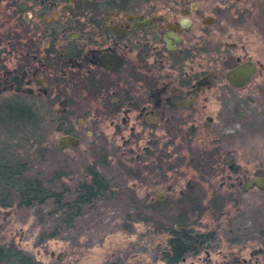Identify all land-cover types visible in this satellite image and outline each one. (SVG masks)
<instances>
[{
	"label": "flooded vegetation",
	"instance_id": "1",
	"mask_svg": "<svg viewBox=\"0 0 264 264\" xmlns=\"http://www.w3.org/2000/svg\"><path fill=\"white\" fill-rule=\"evenodd\" d=\"M237 1L0 0V104H47V146H92L88 168L108 186L102 198L121 183H133V198L142 187L143 208L168 235L165 264H264V223L220 221L242 213L227 206L260 175L243 171L226 184L227 171L242 167L209 148L221 146L210 132L212 103L263 68L226 31ZM179 213L201 237L168 263ZM207 213L216 222L198 231L191 218Z\"/></svg>",
	"mask_w": 264,
	"mask_h": 264
},
{
	"label": "rangeland",
	"instance_id": "2",
	"mask_svg": "<svg viewBox=\"0 0 264 264\" xmlns=\"http://www.w3.org/2000/svg\"><path fill=\"white\" fill-rule=\"evenodd\" d=\"M226 31L231 40L245 45L263 65L249 87L228 92L226 102L212 103L215 120L210 132L213 137H221V146L209 148H217L221 154L228 152L242 167L237 173L227 171L231 175L225 180L227 184L234 182L235 176L241 177L243 171L249 179L264 176V0H238L231 6ZM40 114L44 118L41 131L47 140V106L41 108ZM59 135L55 132L53 139L56 141ZM22 141L17 139L9 145L33 146L29 149L27 175L40 177L46 187L54 190L68 187L73 191L77 182L86 179L87 168L92 165V146L62 148L46 143L41 145L45 146L44 151L38 152L30 140ZM1 142H4L2 136ZM175 147L170 146L169 151H177ZM176 155L175 152L172 157ZM185 173L187 177L192 175ZM183 183L184 179L177 184ZM132 185L121 183L115 190L118 194H109L85 206L83 214L71 226L42 244L36 240L38 229L31 228L32 215L21 221L14 206L0 208V244L11 243L42 264H165L161 252L168 235L156 228L157 214L143 208L145 190L138 187L139 197L133 198L129 190ZM241 189L235 187L234 192ZM240 197L238 204L227 207L241 206L242 213L231 209L220 221H226L229 216L228 222L234 224L264 223V190L253 187ZM191 220H195L193 227L202 232L207 230L206 224L216 222L209 213L193 216Z\"/></svg>",
	"mask_w": 264,
	"mask_h": 264
},
{
	"label": "trees",
	"instance_id": "3",
	"mask_svg": "<svg viewBox=\"0 0 264 264\" xmlns=\"http://www.w3.org/2000/svg\"><path fill=\"white\" fill-rule=\"evenodd\" d=\"M45 106L47 104L38 102L29 106L23 103L16 107L0 104V136L4 137V142L0 143V208L14 206L21 221H26L32 215L31 228L38 229V244L58 237L64 228L71 226L83 214L85 206L101 199L108 190L106 182L98 179L91 168H87L88 177L77 182L73 191L68 187L50 189L40 177L27 175L29 149L33 146H10L9 143L17 139L23 140V143L30 140L38 152L44 151L45 146L41 145H45L47 140L41 131L44 118L40 112ZM192 158L207 156L196 155ZM176 217L180 225L177 231L172 232L173 241L169 244L171 259L168 263L179 260L190 251L194 241L201 237L192 235L186 229L189 225L187 215L179 213ZM0 264L42 263L11 243H1Z\"/></svg>",
	"mask_w": 264,
	"mask_h": 264
},
{
	"label": "water",
	"instance_id": "4",
	"mask_svg": "<svg viewBox=\"0 0 264 264\" xmlns=\"http://www.w3.org/2000/svg\"><path fill=\"white\" fill-rule=\"evenodd\" d=\"M239 165L236 164V163H231L229 165V168L231 170H235L236 168H238ZM251 187H256V188H259V189H264V177H256L254 178L252 181L248 182L245 186V189H248V188H251Z\"/></svg>",
	"mask_w": 264,
	"mask_h": 264
}]
</instances>
